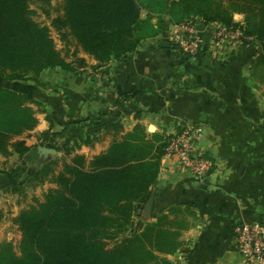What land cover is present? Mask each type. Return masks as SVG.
Masks as SVG:
<instances>
[{"label":"crops","instance_id":"1","mask_svg":"<svg viewBox=\"0 0 264 264\" xmlns=\"http://www.w3.org/2000/svg\"><path fill=\"white\" fill-rule=\"evenodd\" d=\"M146 17L142 10L141 18ZM245 17L236 12L232 21L244 24ZM158 21L162 32L173 24L166 16L152 18L154 25ZM191 21L210 24L199 18ZM159 35L146 39L126 60L100 64L79 53L84 59L75 63L73 73L44 72L43 85L37 88L48 98H35L42 112L26 144L38 153V146L48 148L46 133L59 143L90 135V143L74 152L90 161L128 135L160 146L170 131L202 123L213 171L199 180L174 170L161 155L152 211L147 213L145 207L141 217L134 214L132 229L141 231L146 222L181 213L182 227L172 229L179 247L160 255L167 264H248L236 250L234 228L241 222L264 223V63H257L258 44L245 38L238 48L224 53H212L204 45L189 56L171 45L160 46L168 41ZM67 102L74 104L71 114L88 120L65 129ZM91 121L101 122L94 126ZM54 157L62 154L38 153L41 163ZM0 175L9 177L4 171Z\"/></svg>","mask_w":264,"mask_h":264},{"label":"trees","instance_id":"2","mask_svg":"<svg viewBox=\"0 0 264 264\" xmlns=\"http://www.w3.org/2000/svg\"><path fill=\"white\" fill-rule=\"evenodd\" d=\"M28 1L0 0V155L16 154L33 165L39 162L38 153L16 138L37 126L35 98H48L37 88L43 85L38 77L53 69L74 70L56 51L48 29L30 18ZM32 1L48 5L50 0ZM142 10L147 11L145 19ZM59 11L52 28L100 64L126 60L146 39L158 36L163 23L154 25L156 16L173 24L199 18L230 26L233 13L240 12L246 16L244 37L257 42V63H264V0H62ZM66 104L65 129L88 120L71 114L74 104ZM100 122L91 121L94 126ZM50 135L44 134L46 146L61 153L64 163L55 173V162H46L37 175L56 188L19 213L20 255L9 245L0 246V264H167L160 255L174 253L179 243L177 231L164 225L166 216L126 236L134 203L145 205L150 199L164 143L156 146V141L128 135L87 161L74 152L90 143V135L66 143ZM9 175L14 179L15 173Z\"/></svg>","mask_w":264,"mask_h":264},{"label":"built area","instance_id":"3","mask_svg":"<svg viewBox=\"0 0 264 264\" xmlns=\"http://www.w3.org/2000/svg\"><path fill=\"white\" fill-rule=\"evenodd\" d=\"M243 25L183 22L164 28L159 38L189 56H195L204 45L212 53H224L244 43ZM204 136L205 125L202 123L184 125L170 131L163 141L162 159H167L174 170L185 171L203 180L214 169V161L205 145ZM234 235L236 250L248 264H264V223H238Z\"/></svg>","mask_w":264,"mask_h":264},{"label":"rangeland","instance_id":"4","mask_svg":"<svg viewBox=\"0 0 264 264\" xmlns=\"http://www.w3.org/2000/svg\"><path fill=\"white\" fill-rule=\"evenodd\" d=\"M62 0H50L48 5H40L39 3H35L32 0L28 1V9L30 11V18L40 24L43 27H46L50 33V37L54 42L55 49L59 53V55L64 59V61L70 65V67L75 71L77 67L75 63H78L80 60H83L80 54H84V52L77 47L74 40L67 36L66 39H61V36L52 28L51 22L53 18L59 13L61 8ZM88 56V55H87ZM78 61V62H77ZM56 69H53L54 72ZM64 71L59 69V74H63ZM43 72L41 76L38 77L39 81L42 78ZM62 76V75H61ZM35 110V116L42 112V108L38 106H33ZM32 135L29 133H25L21 136L25 141ZM44 140V139H43ZM1 156V155H0ZM12 155L7 157L2 156L0 159V170L1 173L4 171L6 173H15L14 179L9 175L8 178L0 175V210L2 212V217L0 219V246L9 245L14 251L16 256L20 255V242L22 240V232L17 223L16 218L22 210H27L32 206H37L39 203L44 201V196L50 190L56 188V185L49 181V179L42 178L41 175H37L38 172L42 171V167L46 164V162H39L34 165V169L30 168L28 163L23 159L16 157L15 159H10ZM60 157V156H59ZM59 157H54L51 160L55 163L52 165L53 172L57 173L62 169V159ZM50 160V161H51ZM36 173V174H35ZM35 174V175H34ZM35 176V178H33ZM12 184H16L18 189L15 190ZM135 204V212L134 214H139L141 217V212L145 209L146 204L142 205L140 203ZM175 214V213H174ZM181 214V213H180ZM176 215L172 217L170 220L167 218L164 221L165 227H169L167 229H177L178 227H182L183 222L178 221V217ZM131 217V227L127 230L126 236L133 234L135 230L132 229V220L134 216ZM137 215H135L136 217ZM149 223V222H146ZM144 223V226L145 224ZM123 236H121L122 238ZM119 238L118 241L121 239ZM116 241H113L108 244L109 247H112Z\"/></svg>","mask_w":264,"mask_h":264},{"label":"water","instance_id":"5","mask_svg":"<svg viewBox=\"0 0 264 264\" xmlns=\"http://www.w3.org/2000/svg\"><path fill=\"white\" fill-rule=\"evenodd\" d=\"M160 46H162V47H170V44L168 42H163L162 41L160 43ZM37 150H38V153L40 155H44V156H47L48 154H56V152H57L55 149H50V148L41 147V146H38ZM242 169H243V166L241 165L239 172H241ZM153 204H154V196H151V198L149 199V201H148V203L146 205V212L147 213H151Z\"/></svg>","mask_w":264,"mask_h":264}]
</instances>
